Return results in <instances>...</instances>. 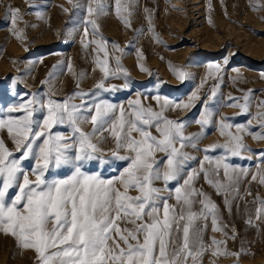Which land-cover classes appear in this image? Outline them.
<instances>
[{"label":"snow or ice","instance_id":"snow-or-ice-1","mask_svg":"<svg viewBox=\"0 0 264 264\" xmlns=\"http://www.w3.org/2000/svg\"><path fill=\"white\" fill-rule=\"evenodd\" d=\"M68 2L87 14L81 43L86 50L94 45L93 71L98 69L101 77L93 90L74 91L63 100L53 98L51 92L45 94L46 99L35 94L26 103L8 107L0 118V132L6 131L12 144L10 148L0 136V234L32 252L34 264H204L209 256V264H216L228 255L235 256L238 264L240 256L247 253L243 249L228 251L227 239H235V233L227 231L221 208L205 185L223 197L231 213L234 202L245 198L241 195L245 179L250 176L252 182L264 186V167L250 173L231 162V158L251 151L244 143L251 121L246 127L223 117L218 130L224 142L199 147L213 123L209 104L217 100L220 84L212 85L203 100L199 88L209 77L221 79L213 75L221 71L220 65L208 66V77L185 103L161 101L157 96L158 107L140 98L125 106L101 99V91L117 90L106 82L118 73L127 75V70L119 55L114 56L116 68L110 67L108 41L99 33L97 20L114 10L125 26L131 27L128 17L134 0ZM5 7L15 29L22 19L20 10ZM88 25L92 39H88ZM14 34L22 37L19 31ZM157 42L161 41L157 38ZM112 48L122 52L115 43ZM139 57L143 59L142 52ZM66 67L76 75L71 62ZM139 67L148 71L143 64ZM170 68L180 81L189 78L183 68ZM53 69L55 72L57 66ZM253 97L251 89L241 98L230 95L232 103L227 106L240 109L238 115H251ZM197 101L203 103L204 111L194 122L202 131L189 133L188 122L171 118L168 112L194 108ZM256 107L260 131L254 138L264 141V99L258 100ZM61 126L70 132L54 131ZM106 144L109 147L105 148ZM190 149L204 154L198 157ZM217 152L220 154H209ZM117 162L123 166L118 167ZM89 165L105 170L117 167V172L105 177ZM63 168L70 174L60 176L57 170ZM244 193L253 195L250 189ZM253 200L258 203L254 219L264 221V197L254 196ZM209 230L225 239L214 235L206 239Z\"/></svg>","mask_w":264,"mask_h":264},{"label":"rangeland","instance_id":"rangeland-1","mask_svg":"<svg viewBox=\"0 0 264 264\" xmlns=\"http://www.w3.org/2000/svg\"><path fill=\"white\" fill-rule=\"evenodd\" d=\"M79 2L83 4L86 0ZM107 2L112 4L114 0ZM6 5L20 10L22 19L15 29ZM254 5H264V0H134L132 14L128 17L131 27H126L114 10L99 17V33L108 41L110 67L116 68L114 56L119 55L127 70V75L121 72L106 82L109 86L116 85L117 90L101 91L100 98L125 106L128 101L140 98L143 103L158 107L157 96L161 101L169 99L185 103L208 77V66L218 64L221 71L213 75L221 79L209 77L204 87L199 88L203 100L206 93L210 94L212 85L220 84L217 100L209 104L213 123L205 130L207 134L202 136L199 147L203 149L212 143L224 142L218 130L223 117L231 118L230 123L246 127L251 121L250 132L244 135V143L251 151L231 158V162L256 173L264 167V141L254 138L260 131L255 119L256 103L264 99V7ZM87 18L85 11L73 9L68 0H0V109L4 110L0 112V118L7 114L8 107L26 103L35 94L46 99L45 94L51 92L53 98L63 100L74 91L94 89L101 73L98 69L93 71L94 45L86 50L81 43L83 21ZM87 27L88 39H92V27ZM16 31L22 33L21 38L14 34ZM157 38L161 42H157ZM113 43L119 45L122 52L115 51ZM141 52L143 59L139 57ZM69 62L76 75L67 70ZM140 64L148 71H141ZM54 65L57 66L55 72ZM170 65L183 68L189 78L180 81ZM50 72H54L52 77ZM81 73L84 74L82 77ZM44 81L48 83H42ZM248 89L254 92L251 115H238L240 109L227 106L232 103L228 97L241 98ZM203 111V103L197 101L194 108L169 111L168 115L187 121V132L201 133V126L194 121ZM84 127L90 128L89 125ZM54 131L66 133L70 129L61 126ZM0 136L11 148L6 131L0 132ZM190 151L198 157L204 154ZM209 154L219 155L220 152ZM117 166L122 167L123 162H117ZM89 168L102 171L105 177L117 172V167L105 170L89 165ZM57 171L60 176L70 174L68 168ZM205 188L220 206L227 231L230 235L235 233V239H227L228 251L243 249L247 253L240 256L238 264H264V221L254 219L258 203L253 200L254 196L264 197V186L252 182L250 176L245 179L241 184V195L245 198L234 202L231 213L224 206L222 196L216 195L207 185ZM245 189H250L253 195L246 196ZM250 217L253 218L251 224L248 223ZM213 235L225 239L210 230L206 239ZM211 259L206 257L204 264H209ZM0 264H34V256L18 247L12 237L0 234ZM216 264H237V258L221 256Z\"/></svg>","mask_w":264,"mask_h":264}]
</instances>
